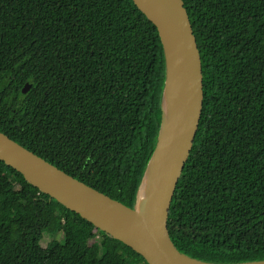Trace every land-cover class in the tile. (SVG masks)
<instances>
[{
  "label": "trees",
  "instance_id": "trees-1",
  "mask_svg": "<svg viewBox=\"0 0 264 264\" xmlns=\"http://www.w3.org/2000/svg\"><path fill=\"white\" fill-rule=\"evenodd\" d=\"M184 3L204 102L169 232L197 259L262 260L264 0ZM165 80L158 29L133 0H0V131L130 207L157 145ZM0 264L148 263L0 159Z\"/></svg>",
  "mask_w": 264,
  "mask_h": 264
},
{
  "label": "water",
  "instance_id": "water-1",
  "mask_svg": "<svg viewBox=\"0 0 264 264\" xmlns=\"http://www.w3.org/2000/svg\"><path fill=\"white\" fill-rule=\"evenodd\" d=\"M133 1L157 27L166 60L158 141L135 207L75 178L2 131L0 159L43 193L132 247L148 264H264V259L236 263L197 259L179 250L171 238L170 208L203 110L202 59L184 0ZM30 88L26 83L23 92Z\"/></svg>",
  "mask_w": 264,
  "mask_h": 264
},
{
  "label": "rangeland",
  "instance_id": "rangeland-1",
  "mask_svg": "<svg viewBox=\"0 0 264 264\" xmlns=\"http://www.w3.org/2000/svg\"><path fill=\"white\" fill-rule=\"evenodd\" d=\"M57 237L58 238L61 237V233L60 232L57 234ZM50 238H51V235L46 232L44 237H43V239H42V241H41L42 246H44V247L47 246L48 242L50 241Z\"/></svg>",
  "mask_w": 264,
  "mask_h": 264
},
{
  "label": "bare ground",
  "instance_id": "bare-ground-1",
  "mask_svg": "<svg viewBox=\"0 0 264 264\" xmlns=\"http://www.w3.org/2000/svg\"><path fill=\"white\" fill-rule=\"evenodd\" d=\"M167 112H168V109H167ZM167 120H168V117H167Z\"/></svg>",
  "mask_w": 264,
  "mask_h": 264
}]
</instances>
